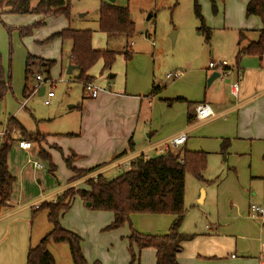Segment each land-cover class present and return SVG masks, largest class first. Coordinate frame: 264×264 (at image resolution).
Listing matches in <instances>:
<instances>
[{
	"label": "rangeland",
	"instance_id": "obj_1",
	"mask_svg": "<svg viewBox=\"0 0 264 264\" xmlns=\"http://www.w3.org/2000/svg\"><path fill=\"white\" fill-rule=\"evenodd\" d=\"M102 1L106 0H69V20L61 14L52 16L46 25L34 30L33 36L26 38L19 37L17 29L31 25L35 20L32 15L0 13L1 65L5 71L10 72V91L0 101V138L3 136L8 118L14 117L28 133L45 134L48 144L69 146L71 138L60 134L74 132L79 127L81 106L83 100L85 101L82 99V84L75 80L76 73L65 75L69 43L61 44V40L58 39L47 44L37 43L50 36L63 23L64 29L69 27L73 30H90L91 44L96 49L122 52L127 48L128 51H132L131 59L127 61L122 54L117 55L109 70L102 71L100 60L89 71L97 81L103 77L108 82L109 76L115 75L116 77L111 80V83H115V89L117 84L129 83L131 78L137 82L139 96L145 101H153L151 115L149 114L151 107L144 109V113L151 124L150 127L157 131L154 140L185 126L186 108L189 105L195 107L203 101L206 94L210 95L211 89H208L210 86L206 88L205 84L206 78L215 72L208 68L210 62L225 61L230 69L225 77L217 79L221 81L220 86L229 88L234 82L232 74L236 68L237 31L230 28V25L239 23L240 17L244 16L242 5L245 0H213L216 6L215 13L212 12L210 0H197L204 24L210 30L209 41L206 40L205 33L199 30L200 23L193 12V0H115L114 5L128 9L130 21L134 24L135 32L129 39L116 35L106 37L98 30V11ZM36 3L37 0L32 2L31 6H35ZM4 14H8V17ZM148 17L150 18L147 19ZM173 36L174 41L171 40ZM28 55L60 57L50 69L51 83L49 79L45 81L47 78L45 68L35 62L31 64L29 70L32 74L27 75L25 82V59ZM39 71L42 75L41 73L37 75L42 76L45 81L40 88H44V93L52 91L54 95L50 100V106L43 105L44 96L39 95L40 88L30 92L37 85L34 76ZM202 71L206 72V78ZM169 74L172 76L180 74V77L168 80L166 76ZM153 84V88L161 89L158 95H150ZM103 85L105 82L99 81V86ZM177 97L184 100L177 101ZM258 104L264 106V98H261ZM253 105L255 103H252ZM171 120L175 123L174 127H170L173 124ZM219 126L220 124L205 126L198 130L194 129L189 134L191 138L188 145L193 143L196 147L193 151L205 154L206 167L201 174L202 181L196 180L190 172L185 173L183 202L185 219L179 232L195 230L199 233L206 225L217 221L221 225H232L235 221L238 222L236 209H244L247 203L250 205L263 203L261 196H252L253 189L262 190V184L261 187H256L257 179L251 175L264 171L262 165L264 159H261L264 155V144L254 145L252 150L248 145L247 150H250L248 153H238L236 149L231 150L232 141L229 138H219L218 132L221 129ZM18 136L19 133L13 132V139L16 140L11 146L13 149L19 141ZM142 138H145V134ZM224 140L228 141L229 147L222 152L221 145ZM53 149L50 147V150ZM54 150L53 162L56 166L54 174L63 180L66 172L71 173L66 166L69 156L63 159L60 156L61 151ZM252 151L254 155L251 154ZM29 157L32 156L28 154L27 159ZM36 157L35 160L42 166L37 177L45 173L50 185L54 181L47 171L49 165L41 157ZM20 161H23L22 158ZM73 161L74 159L71 165ZM29 166L32 169V165ZM124 171L125 168L119 173L112 171L107 177L113 179ZM36 178L31 181L38 186ZM41 183L42 186L47 184L44 180ZM83 189L85 185L77 190ZM201 190L205 193V199L202 204H198L197 199ZM87 204L79 195H75L68 209L59 215L61 228L81 239L82 253L87 264H132L128 241L131 232L146 235L144 232L152 231L149 225L152 218L161 220L154 226L156 231H160L168 225L164 224V220L172 217L168 214H132L128 222L122 226L108 229L113 221L112 214L92 209ZM47 213V210L36 213L33 232L40 238L52 229L47 220ZM201 213L206 216V220L201 218ZM247 218L264 233V226L258 221L251 220L249 216ZM189 231L187 234H190ZM49 248V252L55 256L56 264H72L65 243H51ZM132 251L134 253L137 251L134 246Z\"/></svg>",
	"mask_w": 264,
	"mask_h": 264
},
{
	"label": "crops",
	"instance_id": "obj_2",
	"mask_svg": "<svg viewBox=\"0 0 264 264\" xmlns=\"http://www.w3.org/2000/svg\"><path fill=\"white\" fill-rule=\"evenodd\" d=\"M248 2L249 0H245V3L242 5L244 16L240 17V22L230 25V28L237 31L235 46L237 52L239 47H245L248 42L256 41L258 32L262 27L257 17H246L245 9ZM0 11L5 13L8 10L2 9ZM4 16L8 17V14H4ZM33 17L35 19L33 23L41 20L43 25H46L48 19L52 18V16L46 18ZM63 26L64 23L51 34L64 29ZM239 32H242L245 37V41L241 46L238 45ZM44 40L37 43L41 44ZM65 42L69 43L66 57L67 66L64 69L65 75H67V67L71 65V42L61 41V44ZM130 45H132V42H130ZM130 52L132 51L130 50ZM36 58L44 61H54L55 63L60 59L59 56L51 58L38 56ZM235 67V72L232 74L234 79L232 80L239 84L238 100L232 99V96L229 94V88H223L220 86L221 81L216 80L209 88L206 86V88L211 89L210 95L206 94L203 101L198 103L207 104L213 113V117L204 121H197L195 119L194 106L189 105L185 111L186 125L157 140L153 139L154 136H157V131H155L154 127H150L151 124L148 123L149 120L144 113V109L151 107L149 112L151 115L153 101H145V99L139 96L140 91L137 82L131 78L129 83L117 84V89H115V83H111V80L116 76L112 75L113 77L109 78L108 82L103 77H100L99 81L105 82V85L100 87L99 81L91 76L92 74L89 71L88 75L93 78L92 85L99 91L93 99L83 92L82 99H85V101L83 100V105L81 106L79 127L74 132L60 134L71 138L68 147L52 145L53 143L48 144L45 136L44 141L40 144L31 142L32 149L30 151L20 150L17 145L15 149H10L7 157V167L9 173L15 178V182L10 201L0 214V264H25L28 249L36 246L42 239V237L36 236V232H33L36 211L38 210L34 208L35 205H40L43 202H53L67 189L84 187L83 183L86 178H95L98 175L108 178L107 175L112 171L119 173L121 170L119 171L118 169L123 168L122 164L126 162L130 163L139 156L153 158L162 155L163 153L159 155L158 152L162 151L173 135H177L178 132H185L187 134V141L183 148L192 152L193 148L196 147L193 146V143L188 145L191 138L189 134L194 129L198 130L202 127L215 124H220L219 138H229L232 141L231 150L236 149L238 153H248L254 145L259 146L260 144H264V106L258 104V101L264 98V57L261 59L248 56L242 57L238 64H236L235 59ZM77 71V69H73L70 75L73 72L77 74ZM205 71L201 73L202 75L205 74L206 78ZM38 73H41V71L35 74L37 75ZM51 80V76H49L48 81L50 83L52 82ZM153 87L154 84L152 85V89H154ZM42 88L39 89V95L44 96L45 100L46 93L43 91L41 94L40 92ZM33 89L34 87L30 92H33ZM53 98L54 95L50 100ZM252 103H255V105L252 106ZM48 106H50V102ZM188 116L192 117L190 121L188 120ZM171 121L173 124L170 125L169 121L168 124L170 127H174L175 123L173 120ZM144 134L145 138H142ZM18 137V140H21L20 136ZM248 145L251 147L250 150H247ZM50 147L61 151L60 156L63 159L74 155L72 167L76 170L98 168L87 176L74 181H70L73 173L71 171V173L66 172L65 179L61 180L54 174L56 172V166L53 162L55 150H50ZM197 148L203 150L200 147ZM39 150H42L50 158V163L54 166L53 170H50V165L46 161L49 165L47 171L51 174L54 181L50 185L45 173L37 177L39 170L42 168L36 169L32 165V162H37L36 156H39ZM28 154L32 156L29 159H27ZM251 154L254 155V151ZM20 158L23 161H20ZM26 159L29 163L28 165L26 164ZM261 159H264V155ZM29 165H32V169ZM262 165H264V161ZM251 176L257 179V182H255L256 187H261L262 184V190L256 189L254 191L253 189L252 196H261L260 199H262L263 203L262 205L258 204V206L264 208V171L261 174L260 172L254 173ZM35 178L38 186L31 181V179ZM43 180L47 182L45 186H42L41 182ZM204 199L205 193L201 190L200 196L197 199L198 204H202ZM249 205L250 203L245 204V208H241L242 211L236 209V219L238 222L235 221L232 225H221L217 221L216 223L212 222V224L206 225L203 231L199 233H196L195 230L180 231L182 235H194V237L180 244L181 252L176 256L178 264H262L264 261V233L258 230L256 224L249 222L250 220L247 218ZM174 218V216H170L168 219H165L164 224L168 225L160 231H156L154 226L161 220L152 218L149 222L152 231L144 233L149 236L166 235ZM201 218L206 220V216L203 213H201ZM188 231L190 234H187ZM33 235L35 238H33ZM50 244L47 246L48 252ZM53 246L55 247V245ZM81 250L83 251L82 245ZM51 255L55 260V256ZM138 264H155V250L152 248L142 249L139 252Z\"/></svg>",
	"mask_w": 264,
	"mask_h": 264
},
{
	"label": "trees",
	"instance_id": "obj_3",
	"mask_svg": "<svg viewBox=\"0 0 264 264\" xmlns=\"http://www.w3.org/2000/svg\"><path fill=\"white\" fill-rule=\"evenodd\" d=\"M36 0H0V10L7 9L5 13L13 15H33L41 18L64 15L69 20V0H37L35 6L31 3ZM212 12H216L213 0H210ZM193 12L200 23L199 30L204 32L206 40L210 39V30L204 24L197 0H193ZM1 13V11H0ZM246 17H257L261 22L256 41L248 42L245 47H239L236 54V64L242 57H264V0H249L245 9ZM43 25L41 20L33 24L18 28V35L26 38L33 31ZM98 30L105 34L123 36L126 39L134 35V24L130 21L126 7L102 1L98 11ZM9 31V30H8ZM54 39L70 41V64L77 67L75 80L84 85L92 83L93 78L88 75L89 70L98 62L102 61V71L109 70L115 61V57L122 54L124 59L130 60L132 53L125 48L122 52L109 49L96 50L92 48V32L90 30L62 29L51 34L41 44H47ZM245 37L242 32L238 33V45L244 43ZM35 62L45 68L46 80L49 79V71L55 64L54 61H44L28 55L25 59V82L27 75L32 74L29 70ZM26 89V87L24 88ZM160 88L152 89L150 95H156ZM10 91V72L5 71L1 65L0 56V101ZM183 101L182 99H176ZM192 119L188 116V120ZM13 132L19 133L21 140L40 144L45 135L40 133H28L25 128L14 118H8L3 136L0 138V214L10 201L15 178L9 173L7 157L13 144ZM229 147L224 140L221 148L225 152ZM39 157L47 161L50 170L54 166L50 158L39 150ZM71 155L66 160L67 168L73 173L70 181L80 179L94 172L98 167L89 170H76L72 167ZM206 167V156L202 152L187 151L180 148L174 154L169 152L145 159L139 156L132 160L129 168L113 179L101 175L89 178L84 182L85 189H67L53 202H43L38 211L47 210V220L51 224V231L45 235L34 247H30L26 254L25 264H56L47 246L50 243H65L68 246L72 264H87L81 250V239L74 233L61 228L59 224L60 213L66 211L75 195H79L83 201L90 204V208L110 212L113 216L112 224L108 229H115L129 220L132 214H168L174 216L169 231L163 236H149L131 232L128 237L131 263L138 264L139 252L144 248L155 250V264H178L176 256L181 252L180 244L191 240L194 235H182L179 230L184 221V177L190 172L196 180L202 181V172ZM137 250L135 253L132 247ZM264 264V261L263 263Z\"/></svg>",
	"mask_w": 264,
	"mask_h": 264
},
{
	"label": "built area",
	"instance_id": "obj_4",
	"mask_svg": "<svg viewBox=\"0 0 264 264\" xmlns=\"http://www.w3.org/2000/svg\"><path fill=\"white\" fill-rule=\"evenodd\" d=\"M208 68L211 70H215V72H218L221 78L225 77L227 75V73L230 71V69L227 67V63L225 61L210 62L208 64ZM179 76H180V74H175L174 76L169 74L166 76V78H168V79L175 78L176 79ZM34 78L37 82V85L34 87L35 90L40 88V86L45 81H47V80L44 81L42 76H39V75H35ZM98 91L99 90L97 88H95L90 83H87L84 85V92L89 98H92V99L95 98L98 94ZM229 94L233 97L234 100H238V98H239V84H238V82H233L229 86ZM45 95H46V99L43 101V104L45 106H48L49 102H50L49 101L50 98L53 97V92L48 91ZM194 112H195V119L197 121H204V120H207V119L213 117V113H212L210 107L205 103H201V104L196 105L194 107ZM186 141H187V134L185 132L179 133V134L173 136L168 141V144H166L164 146V149L162 151H159L158 154L159 155L161 153L165 154L167 152L174 154L176 152V150H179L180 148H182L184 146ZM17 147L23 151H30L32 149L31 143L26 142L24 140H19L17 142ZM143 157L145 159H148V157H146V156H143ZM129 164L130 163H128V162L122 164L123 168L128 169ZM32 165L36 169L42 168V166L37 162H32ZM121 169L119 168L118 170L120 171ZM34 208L38 209L39 205H35ZM248 216L250 219L258 221L261 224V226H264V208L263 207H260V206L255 205V204L249 205Z\"/></svg>",
	"mask_w": 264,
	"mask_h": 264
},
{
	"label": "water",
	"instance_id": "obj_5",
	"mask_svg": "<svg viewBox=\"0 0 264 264\" xmlns=\"http://www.w3.org/2000/svg\"><path fill=\"white\" fill-rule=\"evenodd\" d=\"M108 3L113 4L115 2V0H106ZM150 17H148L147 19H149ZM172 41H174V36L171 38ZM73 69H77V67L73 66V65H68L67 67V71L66 74L70 75ZM113 76L110 75L109 78L111 79ZM220 78V75L218 72H213L210 74V76L207 78L206 80V86L209 87L214 81H216L217 79ZM44 88H42V90L40 91L41 94L43 93ZM88 207H90V204H87Z\"/></svg>",
	"mask_w": 264,
	"mask_h": 264
}]
</instances>
